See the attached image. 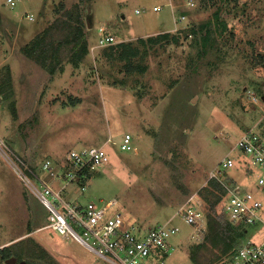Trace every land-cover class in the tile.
<instances>
[{"label": "rangeland", "instance_id": "374dc122", "mask_svg": "<svg viewBox=\"0 0 264 264\" xmlns=\"http://www.w3.org/2000/svg\"><path fill=\"white\" fill-rule=\"evenodd\" d=\"M190 1L195 5L189 0H0V264H11L4 258L9 252L13 264H113L52 228L28 233L47 225L49 212L12 159L33 183L39 185V177L60 189L63 183L53 174L58 169H45V161L65 170L72 149L103 145L111 137L117 144L104 146L109 162L84 182L67 186L63 198L83 205L116 200L114 213L147 228L176 215L191 195L201 199L199 191L205 193L220 161L239 157L235 145L243 132L254 128L264 136V0ZM157 4H164L161 11L154 10ZM80 14L88 52L75 63L77 47L69 38ZM47 28L48 40L60 46L55 59L52 50L48 56L54 73L22 51ZM206 29L210 33L204 37ZM164 32L178 41L150 40ZM105 33L115 42L101 47ZM120 43L139 49L130 58L133 71L120 58ZM126 133L133 137L130 150L119 147ZM229 174L259 193L254 175L238 168ZM157 209L168 210L156 216ZM172 222L179 231L170 238V253L156 264L211 262L210 243L201 247L208 230L201 238L180 216ZM263 226L251 227L246 238L260 242Z\"/></svg>", "mask_w": 264, "mask_h": 264}, {"label": "built area", "instance_id": "2783aa9c", "mask_svg": "<svg viewBox=\"0 0 264 264\" xmlns=\"http://www.w3.org/2000/svg\"><path fill=\"white\" fill-rule=\"evenodd\" d=\"M189 4L195 5L190 0ZM163 5L157 4L154 10L161 11ZM136 13L141 11L136 9ZM184 17L186 16L182 18ZM28 18L34 17L30 15ZM101 30L105 32L106 27L102 26ZM114 42L115 36L105 33L100 38L99 45L104 47ZM132 139V135L126 133L119 147L122 150H130ZM106 144L114 145L117 142L109 137L103 145L81 150L72 149L69 153L71 163L65 170L46 160L45 169H50L51 172L54 168L58 169L53 174L63 183L60 189H56L47 180L39 177H37L39 185L33 183L13 159L11 164L29 185L33 194L47 208L49 212L47 227L58 231L62 238L76 239L96 255L113 264L163 262L165 255L172 249L170 238L179 231V227L173 224L172 220L144 228L128 222L121 212L114 213L116 200H110L105 205H97L94 202L83 205L63 198L67 186L84 182L97 167L109 162L110 155L104 147ZM235 148L239 151V157L223 158L216 169L211 171L204 187L212 180H216L221 185L224 198L220 214L225 220L244 227L248 236L251 227L264 225V136L254 128L248 129L237 139ZM233 168L242 169L247 175H254L259 193L256 194L234 181L229 174ZM81 189H86V185ZM197 195V193L191 195L176 215L194 227V231L202 238V233L208 228V218L203 201ZM226 264H264V238L260 242H254L246 237L240 239Z\"/></svg>", "mask_w": 264, "mask_h": 264}, {"label": "trees", "instance_id": "16d2710c", "mask_svg": "<svg viewBox=\"0 0 264 264\" xmlns=\"http://www.w3.org/2000/svg\"><path fill=\"white\" fill-rule=\"evenodd\" d=\"M221 10H218V12L215 13L216 17H220ZM84 17L82 14L77 17V25L76 28H74V33L72 38H69V42L74 43V45L77 47L75 50V55L73 56V62L77 63L80 59L84 58V56L88 52L87 44L85 43L87 38L84 31ZM193 31L195 29H192ZM197 32V31H194ZM49 28L41 31L38 33L33 39H31L30 42H28L23 48L22 51L31 59L35 60L39 64H41L43 67L48 69L51 73H54L57 70V67L55 65V62L48 61L49 52L51 51V57L56 58V54L59 49V43L58 41H49L48 35H49ZM209 30L206 29L204 32V37H207L209 35ZM174 40L178 41L179 37L176 35H171L170 32H164L159 33L156 37L151 38L150 40L152 42H159L161 40ZM67 37L62 39L60 42V45L63 43H66ZM143 41V40H141ZM124 45L121 50L120 58L121 59H127V66H131L129 68V71L134 70V66L130 65V58L131 56H137L139 53V49L137 47L131 46L129 43H120ZM128 46V47H127ZM140 70H144V67H140ZM205 193H199L201 194V199L204 204V208L207 212V222H208V228H207V235H206V243L201 244V247H208L210 243V248L214 252V258L211 259L208 264H212L213 261L217 259V257H220V260L216 264H226L227 261L230 259L234 249L235 245L238 243L240 239H243L246 237V230L244 227L240 225H235L223 218V216L220 214L219 207L222 203L223 199V193H222V187L221 185L216 181L212 180L209 182V184L204 187ZM214 196L215 198H211ZM207 205V206H206ZM5 249V248H4ZM209 249V248H208ZM3 250V249H2ZM7 255V257H6ZM4 256V254H3ZM167 255H165L164 258H166ZM11 254L10 252L8 254H5L4 258H10ZM40 258H43L42 255H40ZM39 258V259H40ZM194 264H206L198 260L197 258H192Z\"/></svg>", "mask_w": 264, "mask_h": 264}, {"label": "crops", "instance_id": "0c3cea01", "mask_svg": "<svg viewBox=\"0 0 264 264\" xmlns=\"http://www.w3.org/2000/svg\"><path fill=\"white\" fill-rule=\"evenodd\" d=\"M87 190V187H86V189H84V191H86ZM39 200V199H38ZM78 203V202H77ZM164 210H168V209H157V211H156V216L158 215V213H161L162 211H164ZM40 214H42V211L40 212ZM175 216H177V215H174V216H172L170 219H168V220H173L174 219V217ZM167 220V221H168ZM38 220H35V222H37ZM47 227V225H45V226H38V227H36V228H32L28 233H31V232H33L34 230H41L42 228H46ZM37 234V233H36ZM39 234V233H38ZM36 236H38V235H36ZM39 238V237H38ZM40 239V238H39Z\"/></svg>", "mask_w": 264, "mask_h": 264}, {"label": "water", "instance_id": "95a60500", "mask_svg": "<svg viewBox=\"0 0 264 264\" xmlns=\"http://www.w3.org/2000/svg\"><path fill=\"white\" fill-rule=\"evenodd\" d=\"M37 237H39V236H37ZM41 241H42L43 244H45L49 248L48 244L44 240L41 239ZM15 260H16V258H14V257L8 258V262L11 263V264H13L15 262Z\"/></svg>", "mask_w": 264, "mask_h": 264}]
</instances>
